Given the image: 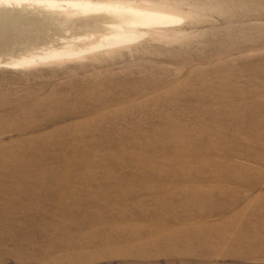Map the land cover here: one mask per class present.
I'll return each mask as SVG.
<instances>
[{"label": "rangeland", "instance_id": "rangeland-1", "mask_svg": "<svg viewBox=\"0 0 264 264\" xmlns=\"http://www.w3.org/2000/svg\"><path fill=\"white\" fill-rule=\"evenodd\" d=\"M0 264H264V0H0Z\"/></svg>", "mask_w": 264, "mask_h": 264}, {"label": "clouds", "instance_id": "clouds-1", "mask_svg": "<svg viewBox=\"0 0 264 264\" xmlns=\"http://www.w3.org/2000/svg\"><path fill=\"white\" fill-rule=\"evenodd\" d=\"M75 14H71V13H69V14H67V15H63V16H65V17H67V18H71L72 16H74ZM138 37H135V36H133V37H131L130 39H128V40H126L125 42H132L133 40H135V39H137ZM61 55H63V54H61V53H54L53 54V56H52V58H59Z\"/></svg>", "mask_w": 264, "mask_h": 264}]
</instances>
